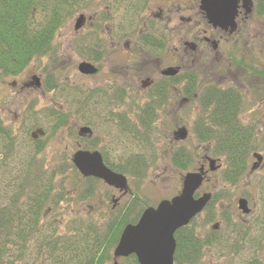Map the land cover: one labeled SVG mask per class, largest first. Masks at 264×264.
Wrapping results in <instances>:
<instances>
[{
    "label": "trees",
    "instance_id": "trees-1",
    "mask_svg": "<svg viewBox=\"0 0 264 264\" xmlns=\"http://www.w3.org/2000/svg\"><path fill=\"white\" fill-rule=\"evenodd\" d=\"M258 1L256 13L261 14L264 12V2ZM71 8L67 0H0V79L18 75L25 71L33 60L49 54L56 31L75 11ZM244 67L253 77H261L264 80V59L259 69L253 66ZM51 80L53 83L54 80ZM57 85L58 82L54 81L53 86L58 87ZM44 87L49 88V84ZM183 94L194 100L198 107L190 128L195 142L191 149L188 147V140L170 142L169 138L168 141L160 140L166 144L164 148L166 154H156L155 147L147 136L146 151L135 153L126 150L111 159L102 154L100 156L103 165L130 181L143 178L155 159L168 160L176 169L188 172L203 163L206 157H213L221 161L219 181L230 186L235 185L247 173L252 154L258 149L255 125L246 124L240 118L244 108L242 91L234 85L224 87L217 83H201L196 75L189 74L185 76ZM79 97L81 90L74 91L73 101ZM79 99L74 108L78 114L82 112V98ZM49 116L51 119L47 133L49 135L35 141L32 144L33 153L20 160V164L16 163L13 169L5 167L1 156V153L6 155L12 152L13 136L10 129L0 122V144L4 149L3 151L0 149V264H20V258L28 254L27 249L31 241L42 237L41 233L44 234L41 227L44 206L50 202L53 204V201L56 203L65 201L62 194L52 196L53 172L62 174L71 181L82 182V191H88V195L93 194L91 186L100 180L93 176H84L72 163V159L66 156L59 163L62 165L60 170L50 171L49 176L42 175V170L47 169L45 167L47 164L40 162L37 165L32 161V156L41 151L43 144L54 132L68 125L66 123L70 114L68 110L58 108L51 111ZM140 124L147 131L150 129L146 119ZM127 128L128 125L121 124L122 130ZM136 133L138 129L135 135ZM135 135L134 131H131L129 138L134 140L136 137L134 139L132 137ZM129 185L127 200L119 209L108 215L103 225L89 224L81 229L78 225L69 227L65 224L66 230L60 231L56 223L50 222L47 238L37 246L38 253L47 259V262L41 263L106 264L112 259V251L122 229L128 224H135L148 205L139 194V189L132 187L130 182ZM218 188L221 189L220 186ZM216 189L211 191L207 188L211 193L210 200L203 208L207 213L205 215L207 219L212 217L208 215L214 213L216 204L221 202L223 195H226L223 188L221 193ZM197 195L198 193H195L194 196ZM221 215H225L223 211ZM196 217L191 218L186 226L174 233V264H200L206 247L220 245L217 237L207 235L202 237L196 232ZM223 219L227 223L231 221L229 216ZM68 228L73 230L70 231ZM235 228L239 235L243 227L239 225ZM228 233L231 235L235 231L228 230ZM237 234L234 242L228 244L229 250L241 251L243 246L252 242L250 237L245 239L241 237L242 233L241 236ZM222 242L226 243L227 238ZM257 255L258 253H254L255 257L241 264H262L264 260L260 261ZM118 264L139 263L135 255L130 254L121 258Z\"/></svg>",
    "mask_w": 264,
    "mask_h": 264
},
{
    "label": "rangeland",
    "instance_id": "rangeland-1",
    "mask_svg": "<svg viewBox=\"0 0 264 264\" xmlns=\"http://www.w3.org/2000/svg\"><path fill=\"white\" fill-rule=\"evenodd\" d=\"M99 1L88 0V8H85L86 12L97 13V16L100 17L103 14V8L99 5ZM254 5L257 8V0H255ZM124 12L123 7L114 12V14L119 17ZM79 13L77 11L74 12L75 15L72 21L69 22L70 16L56 31L49 54L33 60L22 74L0 79V120L8 125H10L11 118L17 120L16 123L10 125L13 130L11 131L13 135V150L6 155L1 153V156H3L2 161L8 169H13L16 163L20 164V160H24L33 153L32 140L31 138L28 139L29 133L34 132L38 127L43 128L48 133L51 119L46 117L51 111L62 108L60 104L64 105L72 117L77 118L79 114L74 110L75 104L72 103V93L74 91H82L83 88L86 89L85 92L91 91V89L97 90L98 86H103L106 81L111 82V79L105 76V71L96 76H82L77 70V65L82 62L84 57L81 51L82 42L79 41L77 43L73 39L75 37L74 34H71V32L74 19ZM247 32L249 33L248 54L243 61V66H241V56L239 57V55L234 53L232 55L233 65L230 71H215L216 73L213 74V71L209 72L207 65L202 66L197 74L191 70L188 71V69L184 71L186 76L196 74L201 83H217L224 87L234 85L242 91L244 108L240 113V118L246 124L253 123L255 125L258 149L254 150V153H258L262 157L258 166L251 171L250 167L255 161V158L252 157L248 163L247 173L233 186L219 181L220 160L215 161L216 169L207 173V177L197 193L208 191L207 188L211 191L217 188L216 190L221 193L223 188V193L226 195H223L224 197L220 199L221 202L216 204L214 213L208 215L212 217L207 219L208 217L205 216L207 213L204 211L196 217L195 230L200 236L205 237L207 235L217 237L220 240V245H210L204 249L200 264H237L241 259L242 250L241 252L237 250L233 254L230 253L233 249H228V244L234 242L237 233L230 235L228 233V230L230 231L228 223L221 220L222 211L224 214L230 215L231 218H233L232 216L237 217L239 211L237 210L236 201L238 197L244 196L248 199L250 207L253 203L254 211L252 210L253 215L251 218L255 214L262 216L264 212V80L261 77H253L248 72V69L244 67L253 66L259 69L263 65L264 12L260 17L253 13L252 17L248 19ZM70 39L73 40V43L69 45ZM237 65L238 67H236ZM33 74L39 75L43 81L46 78L56 80L58 82L57 91H41L40 89L30 88L18 92L17 87L11 86L10 82L16 81L21 84L24 80H30ZM182 86L183 84L180 83L170 89H181ZM145 94L146 92H143V95ZM181 98L179 100L177 94L169 92L168 98L166 97L167 102L164 105H160L158 98H151L150 96L149 106H151L152 102H155L148 108L150 112L147 115L132 112L134 124L138 129V133L136 135L134 133L136 137L134 140L129 139L127 135L117 136V130L111 124L101 125V135L110 140V144L104 148L106 156L111 159L126 150L135 153H140L142 150L146 151L148 147L147 136L149 137V142L153 143L152 146L155 147L156 154L165 155L166 150L164 148L166 144L160 142V140H163L164 136L169 134L175 124L187 127L189 134L187 139L188 147L191 149L195 142L190 128L197 114L198 107L194 100L186 96ZM129 100L131 101V99ZM146 100H149V95L141 100L140 105L142 106V102ZM129 111L125 106L121 108V113L126 112L127 117L130 118L131 112ZM143 118L150 125L148 131L141 127L140 120H143ZM73 122L74 120H72L71 125L69 121L68 125L54 132L43 144L41 151L35 154L34 157L32 156V161L37 163V165L40 162L47 164L45 166L47 169L45 171L42 170L43 176H49V172L52 170H60L62 165H59V163L65 156L70 158V160L75 158L77 151L73 152L77 149L79 142L75 141L77 135ZM94 122L96 121L92 123ZM112 138L118 141L119 144H111ZM0 149L4 150L1 148V144ZM185 173V171L176 169L168 160L155 159L149 165L143 178L131 179L129 182L132 187L139 189V194L144 197L147 204L154 206L160 199H170L180 191ZM106 182V180L102 179L92 185L93 194L88 195V191H82V182L71 181L66 176L53 172L52 196L56 195L57 197L62 194L65 196V201L57 203L53 201V204L50 202L49 205L44 206V215L41 220L44 234L41 233L42 237H37L31 243L29 242L28 254L20 258V264H42L41 262H47V259L38 253L37 246L47 238V229L50 222L56 223L60 227V231L66 230L65 224L69 227L78 225L81 229L89 224L101 223L103 225L108 215L119 209L129 195L125 194V189L112 188L113 185ZM218 186L221 187L220 190ZM112 198L117 200L115 208L112 207ZM233 219L236 220L235 218ZM216 222H220V226L218 230L212 232L210 226ZM68 229L70 231L73 230L72 228ZM225 238H227L226 243L222 242ZM44 251H46L45 248ZM250 256L251 252L250 255L244 253V258L248 259ZM257 258L263 261L264 253H258ZM106 264H112V259Z\"/></svg>",
    "mask_w": 264,
    "mask_h": 264
},
{
    "label": "flooded vegetation",
    "instance_id": "flooded-vegetation-1",
    "mask_svg": "<svg viewBox=\"0 0 264 264\" xmlns=\"http://www.w3.org/2000/svg\"><path fill=\"white\" fill-rule=\"evenodd\" d=\"M67 1L75 9L74 12H80L74 19L71 34H74L73 39L77 43L82 42L81 51L84 56L82 62L89 63L96 69L93 74H80L96 76L105 71V76L109 77L111 82L106 81V84L98 86L97 90L91 89L85 92L86 89L83 88L80 97L82 98V112H80L82 115L79 114L77 118H74L69 113L70 117L66 124L70 121L72 125L74 120L73 127L77 135L75 141L79 143L73 153L82 150L95 151L100 155H106L104 148L110 144V140L100 133L101 125L111 124L117 130V136L122 132L129 138L130 132L135 133L137 130L132 112L147 115L150 112L148 108L155 102L149 106L150 96L158 98L160 105L167 102L166 97L168 98L169 92L177 94L179 100L182 99L185 70L188 69L197 74L202 66L207 65L209 72L213 71V74L216 73L215 71H230L234 53L241 56V66H243V61L248 54V19L253 13L258 17L262 15V13H256L255 0H252L250 14L245 13L240 0L235 16L236 29L230 31V27L225 29L214 27L208 22L201 9L200 0H100L99 5L103 8V14L100 17L97 13L86 12L88 0ZM120 7H124L125 12L118 17L114 12L120 10ZM74 15V13L71 15L69 22ZM80 15L83 21L76 28L75 22ZM72 43L73 40L70 39L69 45ZM170 68L173 69V73H170ZM33 77L38 80L39 86L35 85ZM49 79L51 82L48 78L43 81L39 75L33 74L30 80H24L21 84L16 81L10 83L11 86L17 87L18 92L30 88L57 91V87L53 86L56 80L53 79L52 83V78ZM180 83L183 84L181 89H170ZM47 84L49 88H43ZM143 92L146 94L143 95ZM147 95L149 100L142 102L141 106V100ZM79 100L78 98L72 103L77 106ZM60 106L61 109L67 110L63 104ZM124 106L130 110V118L127 117L126 112L121 113V108ZM49 114L47 119L50 118ZM143 120L141 119L140 123ZM93 121L96 122L92 123ZM0 122L13 131L10 125L17 120L11 118L10 125L4 124L1 120ZM121 124L128 125V128L122 130ZM81 127L89 128L91 133L79 136L78 130ZM37 129L44 131L41 127ZM30 134L27 137L31 138L32 144L47 135L46 131L43 136L37 135L35 138H32ZM164 137L163 139H167L168 134ZM134 138L135 136L132 137ZM116 143L119 144L112 138L111 144ZM246 200L248 213L238 212L237 217L232 216L236 220L227 214L221 217V220L225 222L223 217L231 218L228 229H234L236 233L238 230L235 227L240 225L243 228L237 235L241 236L242 233L241 237L252 239L250 244L242 247V252L240 251L242 257L237 264L247 262L254 253H264V212L262 216L255 214L251 218L253 203L250 207L248 199ZM116 204L117 202H113L112 207L115 208ZM219 226L220 222H216L210 226V230L215 232ZM236 251L233 249L230 253L234 254ZM250 252L251 256L248 259L244 258V253L250 255Z\"/></svg>",
    "mask_w": 264,
    "mask_h": 264
},
{
    "label": "water",
    "instance_id": "water-1",
    "mask_svg": "<svg viewBox=\"0 0 264 264\" xmlns=\"http://www.w3.org/2000/svg\"><path fill=\"white\" fill-rule=\"evenodd\" d=\"M240 0H200L201 9L210 24L214 27L227 28L234 31L236 28L235 16L237 4ZM245 13L251 12V0H241ZM83 17L80 15L75 22V27L82 24ZM81 74H93L96 69L86 62H80L77 67ZM173 73V69H169ZM35 85L39 86L35 79ZM90 129L81 127L79 136L90 134ZM42 129L31 133L33 138L42 136ZM174 140H184L187 136L185 127H179L172 133ZM258 165L260 156L254 154ZM75 166L84 176H94L106 180L108 184L116 188L126 189V179L120 174L114 173L105 167L101 156L97 152L77 151L72 159ZM209 169L215 170V160L208 159ZM203 166L197 171L188 172L182 179L180 192L170 200H161L156 207H147L141 213L135 224L126 225L119 236L118 242L113 250V264H117L119 257L134 254L139 264H173V252L175 241L173 234L180 227L186 225L190 218L199 213L210 198L209 193H203L194 198L195 190L203 180ZM238 209L242 213H248L247 202L244 198L237 201Z\"/></svg>",
    "mask_w": 264,
    "mask_h": 264
}]
</instances>
